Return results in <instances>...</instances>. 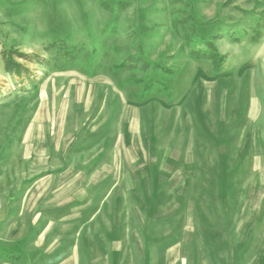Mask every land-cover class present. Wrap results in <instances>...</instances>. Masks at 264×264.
Listing matches in <instances>:
<instances>
[{
  "label": "rangeland",
  "instance_id": "1",
  "mask_svg": "<svg viewBox=\"0 0 264 264\" xmlns=\"http://www.w3.org/2000/svg\"><path fill=\"white\" fill-rule=\"evenodd\" d=\"M0 264H264V0H0Z\"/></svg>",
  "mask_w": 264,
  "mask_h": 264
}]
</instances>
